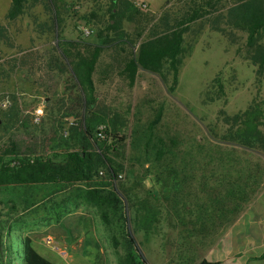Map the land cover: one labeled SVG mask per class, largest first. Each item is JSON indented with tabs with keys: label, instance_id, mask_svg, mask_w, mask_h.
Instances as JSON below:
<instances>
[{
	"label": "rangeland",
	"instance_id": "374dc122",
	"mask_svg": "<svg viewBox=\"0 0 264 264\" xmlns=\"http://www.w3.org/2000/svg\"><path fill=\"white\" fill-rule=\"evenodd\" d=\"M207 1L171 0L157 13L145 8L152 20L143 24L147 27L143 38H147L152 25L162 22L166 13L167 21L172 24L173 19H179L190 5H203ZM235 1L217 0L212 8L203 5L211 15L189 25L184 34L185 54L173 92H168L171 78L163 84L159 77L141 70L130 87L128 80L119 74L120 69L114 65L111 69L106 67L111 64L107 63L110 51L105 53L94 75L97 114L114 119L122 125V133L129 134L114 153L124 170L117 180L109 178L104 171L99 172L91 187L82 182L23 185L19 187V196L0 191V264H23L26 239L52 264H119L125 255L127 235L133 239L134 250L145 264H198L202 261L205 243L213 241L214 231L208 235L192 233L197 221L196 213L191 214V211L204 207L210 196L214 198L221 192L220 189L215 192L214 189H201L206 187L203 186L206 180L209 188L217 185V172L212 170L213 164H207L215 155L207 153L210 149L204 126H218L221 133L224 127L219 112L233 116L246 110L252 102L260 104L264 112V77L258 80L255 68L243 58L245 35L235 31L230 41L210 28V21ZM10 5L11 0H0V25L8 35L7 41L0 42V64L15 57L22 59L30 48L33 51L54 48L58 35L95 43V33L108 18L109 0H64L59 25L55 19L51 24L53 9L51 7L50 15L42 2L27 4L24 13L14 20L7 19ZM206 18H210L209 21L206 22ZM83 28L92 30L89 38L82 36ZM19 62L0 69V113L9 110L12 96L18 97L20 103L19 116L13 114L8 122L10 130L1 135V142L8 143L13 137L21 155L45 157L68 151L74 144L68 139L69 131L78 123L81 109L67 102L66 98L70 97L65 85L67 75L52 71L46 83H36L34 77L28 79L23 75L27 69H21ZM41 69L44 73V65ZM2 70L9 72V77L2 75ZM35 77L38 80L39 77ZM215 79L222 87L221 93ZM105 80L103 87L101 82ZM71 94L75 97V93ZM218 95L219 100L208 101L209 97ZM61 99L64 102L61 103ZM37 107H41L44 114L36 124L33 111ZM157 116L160 119L153 130L155 140L162 139L169 150L164 187H176L180 183L185 187L177 199L170 195L166 200L155 198L150 193L153 187L147 175L155 171V166L147 162L134 141V137ZM103 126L98 128L105 129ZM135 128L137 134L133 132ZM104 141L106 145L111 143L106 135ZM225 152L230 163L234 157H241L246 168L258 166L264 173L262 157L249 153L239 156L229 148ZM94 183L113 191L124 203V219L114 217L108 225L103 223L97 209L86 198ZM118 183L126 189H117ZM29 189L42 190L29 194ZM142 199L149 200L160 210L158 221L147 234L137 226L136 212ZM174 201L180 202L178 207L184 202L183 208L190 211L184 213V226L171 210ZM54 205L56 210L52 208ZM47 238L52 241L49 246L45 244ZM73 245L78 247L76 251L72 250Z\"/></svg>",
	"mask_w": 264,
	"mask_h": 264
},
{
	"label": "trees",
	"instance_id": "16d2710c",
	"mask_svg": "<svg viewBox=\"0 0 264 264\" xmlns=\"http://www.w3.org/2000/svg\"><path fill=\"white\" fill-rule=\"evenodd\" d=\"M214 1L217 0H209L203 5L212 8ZM32 2H42L50 15L52 7L54 16L50 17L51 24L55 20L58 25L61 23L60 8L64 7V0H11L7 19L14 20L21 16L27 4ZM203 5L194 4V7L190 5L179 19H173L172 24L167 21L168 14L166 13L160 24L152 25L153 27L148 30L147 38L144 39L147 27L143 24L152 20L146 14L144 4L129 0H109L106 11L108 18L105 25L95 33V43L84 39H66L58 35L54 48L35 51L30 48V52L22 59L18 60L15 57L11 61L1 63L0 69L9 68L10 63L20 61V68L27 69L23 75L28 79L34 77L33 80L36 83L44 84L52 71L65 73L67 75L66 91L70 93L69 99L66 98L67 102H70L73 107L78 106L81 112L78 123L69 131L68 139L74 144L70 145L68 151L64 153L16 159L15 157L19 155L18 142L13 137L8 143H2L0 140V191L8 193L23 185L55 183L82 182L91 187V183L101 171H104L109 178L117 180L124 168L120 162L116 161L114 153L118 152L116 148L120 149L129 138V134L122 133V125H118L114 119L97 114L94 75L103 54L110 51L108 54L111 64L106 67L111 69L114 65L120 69L119 74L128 80L130 87L134 85L138 72L141 70L159 77L163 84L171 78L168 92H173L185 54L184 34L191 23L211 15L203 8ZM209 19L206 18V22ZM210 28L230 41L233 40L235 31L244 34L243 58L255 68L258 80L264 77V0H236L210 21ZM7 40V31L0 25V42ZM1 57L0 48V59ZM42 65H44V73H42ZM1 74L9 77V72L5 70H2ZM35 76L39 77L38 80ZM215 82L219 84L217 79ZM221 88L219 84L217 87L219 93H221ZM45 89L47 90L46 87ZM48 90L50 91V88ZM71 93H75V97H72ZM209 98L208 101L213 102L219 100L220 97L218 95L215 98ZM18 99L12 96L9 110L0 113V139L2 134H7L10 130L8 122L13 119L14 115L19 116ZM62 102L64 99H61ZM218 117L224 127L221 133L218 126L216 128L211 125L204 126L205 138L209 140L210 150L207 153L215 155L209 158L207 164H213L212 170L217 172V185L209 188L206 180L203 182V186L206 187H201V189H214V192L215 189H220L221 192L214 198L210 196L204 207L191 211V214L196 213L197 221V225H193L192 233L195 232L198 235H208L214 231L218 225L217 218H222V221L228 220L217 227L229 224L232 213L237 214L241 211L242 203L246 204L253 199L264 180V173L258 166L246 168L241 157H234L233 163H230V157H226L228 153L225 152L229 148L235 150L239 156L249 153L264 159V130L262 129L264 112L260 104L252 102L246 110L233 116L220 111ZM159 119L160 116H157L155 121L134 137V141L141 148L147 162H152L155 166V171H149L147 175L153 187L150 188L152 189L150 193L155 198L166 200L170 195L177 199L179 194H183L185 187L181 183L176 187L175 185L171 188L164 187L165 181L163 180L166 174L165 167L169 160L167 158L169 150L162 139L155 140L153 130ZM102 125L105 129L98 128ZM133 132L137 134L138 131L135 128ZM99 133L108 136L111 143L106 145L105 135L104 139L100 140ZM161 167L164 169L159 171ZM117 187V189H126L121 183H118ZM89 189L92 190L86 193L87 202L97 209L105 225H108L114 217L124 219V203L113 191L104 190L106 188L95 183ZM124 198L129 201L126 196ZM182 200L183 198L180 202ZM180 202L174 201L171 210L179 223L184 226V213H190V211L183 208L184 202L182 207H178ZM159 213L160 210L151 205L149 200L142 199L136 212L138 228L147 234L158 221ZM23 264L52 263L40 256L32 248L30 240L26 239ZM119 264H145L138 258L134 250V241L128 235L125 239V255L120 258ZM198 264L217 263L202 260Z\"/></svg>",
	"mask_w": 264,
	"mask_h": 264
},
{
	"label": "crops",
	"instance_id": "0c3cea01",
	"mask_svg": "<svg viewBox=\"0 0 264 264\" xmlns=\"http://www.w3.org/2000/svg\"><path fill=\"white\" fill-rule=\"evenodd\" d=\"M129 1L143 3L150 13H157L166 7L171 0ZM103 56H106V54H103ZM110 61L108 57L107 63ZM106 80L101 82V86L104 87ZM33 156L19 153L15 158L21 159ZM18 190L19 187L14 189L13 192H8V194L19 196ZM51 191L54 190L51 189ZM35 192L37 193L38 189H29L28 193L34 194ZM12 206L17 208L15 204ZM55 207L56 205L52 208L56 210ZM240 207H242L240 212L237 214L232 213L229 224L217 227L228 220L216 219L218 225L214 228L213 241L205 243L202 260L217 264H264V180L253 199L246 204L242 203ZM77 248L75 245L72 246V250L76 251Z\"/></svg>",
	"mask_w": 264,
	"mask_h": 264
},
{
	"label": "built area",
	"instance_id": "2783aa9c",
	"mask_svg": "<svg viewBox=\"0 0 264 264\" xmlns=\"http://www.w3.org/2000/svg\"><path fill=\"white\" fill-rule=\"evenodd\" d=\"M144 8H146V6L144 5L143 6ZM81 34L84 38H89L91 35H92V30L90 29H87V28H83L82 31H81ZM44 112H43V109L41 107H37L34 112H33V116H34V123H38L40 118L43 116ZM98 138L100 140H103L104 139V135L102 133H99L98 134ZM45 244L46 245H51L52 244V241L50 238H47L45 240ZM62 255H65V253H61Z\"/></svg>",
	"mask_w": 264,
	"mask_h": 264
}]
</instances>
